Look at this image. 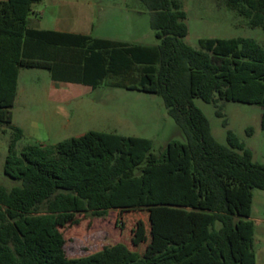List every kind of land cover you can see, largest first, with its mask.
I'll list each match as a JSON object with an SVG mask.
<instances>
[{
  "label": "trees",
  "instance_id": "obj_1",
  "mask_svg": "<svg viewBox=\"0 0 264 264\" xmlns=\"http://www.w3.org/2000/svg\"><path fill=\"white\" fill-rule=\"evenodd\" d=\"M35 1L0 0V126L10 129L3 173L17 181L0 185V264H256L250 211L264 165L229 129L219 143L193 99L258 105L264 129V45L243 36L189 45L181 0H140L157 45L32 28ZM224 3L264 30V0ZM22 67L45 68L55 82L158 94L185 141L170 139L156 154L148 138L88 130L17 151L23 131L11 108ZM111 209L162 211L163 246L142 255L118 242L68 256L61 228Z\"/></svg>",
  "mask_w": 264,
  "mask_h": 264
},
{
  "label": "rangeland",
  "instance_id": "obj_2",
  "mask_svg": "<svg viewBox=\"0 0 264 264\" xmlns=\"http://www.w3.org/2000/svg\"><path fill=\"white\" fill-rule=\"evenodd\" d=\"M181 3L186 13L184 41L189 45L198 48L201 37L237 36L251 37L264 45V30L250 26L224 0H181ZM30 17L29 24L40 29L87 32L95 37L142 45L159 43L150 26V13L140 0H36ZM19 72L15 104L11 108V123L23 131L16 144L17 151L27 144H55L88 130L148 138L156 154L170 139L185 141L158 94L55 82L45 68L22 67ZM193 103L207 118L219 143L227 145L229 129L251 150L252 160L264 165L260 106L235 101H219L214 105L198 97ZM9 138L10 129L0 126V185L8 189L17 183L3 173ZM162 213L111 209L102 217L79 214L76 223L61 228L66 253L81 256L120 242L142 255H150L165 242ZM250 218L254 223L255 261L264 264L263 189H252Z\"/></svg>",
  "mask_w": 264,
  "mask_h": 264
},
{
  "label": "crops",
  "instance_id": "obj_3",
  "mask_svg": "<svg viewBox=\"0 0 264 264\" xmlns=\"http://www.w3.org/2000/svg\"><path fill=\"white\" fill-rule=\"evenodd\" d=\"M31 17H30V15H28V17H27V24H28V26H30V27H32V28H36L35 26H31L29 23L31 22ZM37 29H40V28H37ZM60 31H68V32H79V31H71V30H65V29H62V30H60ZM79 33H87V32H79ZM125 42H127V41H125ZM130 43V42H129ZM20 73V72H19ZM19 73H18V76H19ZM17 82H18V77H17ZM57 84H55V86H56ZM15 97H16V94H15ZM15 104V98H14V102H13V105Z\"/></svg>",
  "mask_w": 264,
  "mask_h": 264
}]
</instances>
